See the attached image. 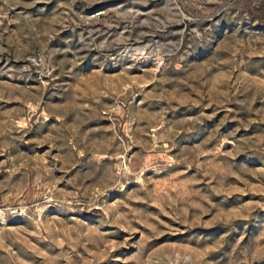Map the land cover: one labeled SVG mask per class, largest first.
<instances>
[{
    "label": "rangeland",
    "instance_id": "obj_1",
    "mask_svg": "<svg viewBox=\"0 0 264 264\" xmlns=\"http://www.w3.org/2000/svg\"><path fill=\"white\" fill-rule=\"evenodd\" d=\"M0 264H264V0H0Z\"/></svg>",
    "mask_w": 264,
    "mask_h": 264
}]
</instances>
